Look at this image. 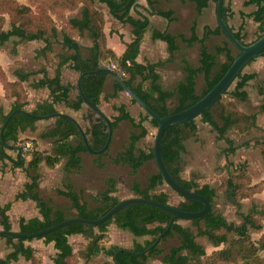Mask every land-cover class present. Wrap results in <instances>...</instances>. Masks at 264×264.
<instances>
[{
    "label": "trees",
    "instance_id": "trees-1",
    "mask_svg": "<svg viewBox=\"0 0 264 264\" xmlns=\"http://www.w3.org/2000/svg\"><path fill=\"white\" fill-rule=\"evenodd\" d=\"M100 1L107 5L109 13L117 21L128 23L132 28L133 39L127 44L121 55H116L110 49L102 48L104 15L95 7L94 0H27V3L19 0L0 1V15L7 13L11 20L10 27L5 29L3 28L4 18L2 15L0 16V45L11 37L19 38L21 41L43 40L45 46L38 50V54L43 56L47 63H52L56 67L55 77L45 76L33 84L34 87L47 86L51 91L52 100L37 104L30 111L31 113L41 116L53 114L57 112L54 106L56 102H64L74 110L82 108L85 103L79 92L75 99H71L70 92L73 85L63 84L60 79L61 67L70 63V66L79 73L96 70L100 67L113 69L158 115L166 116L189 107L205 95L220 80L239 53V50L224 35L219 25L215 29L207 27L202 37L197 35L195 25L192 26L189 37L174 35L167 30L155 31L153 37L166 41L171 53L178 49V38L186 42L188 46H192L195 42L200 45L198 66L193 65L186 57H183L182 63L185 74L183 80L172 90L164 89L160 83V74L156 65L142 64L137 60L144 33L150 23L148 14L152 12L143 13L141 10H137L139 17L135 18L130 15V10L133 7H138L136 0ZM153 1L149 0V4H153ZM194 1L197 11H200L208 5L210 0ZM213 1L217 2V0ZM81 3L84 6L82 17L66 20V12L79 7ZM245 3L257 6V9L249 16L259 23L258 33L249 42L245 41L241 31H234V33L243 43L249 44L264 34V0H246ZM157 13L168 19L174 18L172 10H159ZM230 13L231 4L229 1H224L222 14L226 22ZM58 20H64L66 27L72 31L81 32L83 29L90 31L95 39V45L90 49L87 57H82L79 44L71 33L62 29V42L67 48L74 50V53L60 55L59 62L53 59L52 45L59 36ZM213 34H223L225 40L211 49L207 41ZM262 54H264V50ZM112 63L115 64V67L111 66ZM243 70L224 94L198 117L202 122L212 126L219 139L225 140L227 147L224 151L226 153H235L240 147L253 146L259 148L264 156V136L250 138L236 144L235 139L230 135L231 131L248 135L256 122L254 114L243 112L238 109L235 103L236 99L244 100L247 97L244 87L256 75L245 73ZM43 71L45 68L38 72ZM32 74L33 72L21 71L17 73L18 80L10 81L7 79L5 71L0 67V83L3 84L6 96L15 98L12 110L2 117V125L14 110H25L27 100L23 82ZM201 74L203 75L204 86L198 91L197 80ZM108 78L111 77L107 73L100 72L88 75L83 79L82 86L86 97L98 107ZM233 84L234 86L231 88ZM119 91L124 90L113 79V92L106 94L104 98L108 101L116 97ZM131 100L136 103L133 98ZM216 105L219 109H215ZM114 110L118 114L109 117L113 127V135L122 121L129 122L131 128L127 142L112 156V160L114 163L128 165L132 173L135 174L145 162L155 161L153 144L139 148L138 143L150 133V126L146 122L149 121L152 126L157 128V121L146 112L139 120H136L127 110L125 104L114 105ZM262 111H264V104ZM196 119L197 117L171 125L165 130L162 140V154L173 177L182 186L205 196L211 204V209L206 214L191 219L197 228V233L195 234L190 227L179 223V218L174 219L167 229L172 216L169 212L150 205H132L120 209L108 220L97 226L80 223L68 224L39 237L47 243L53 242L57 249L53 258L54 264H79L75 255L76 252L69 240V237L75 234H81L87 240L85 257L90 258L99 254L104 249L103 241L108 239V227L112 223L120 229L130 231L135 236H151L152 238L147 239L144 243H135L133 248L127 250H120L116 246L107 250L104 249L106 254L113 257V262H106L105 264H149L151 259L159 255H162V261L165 264H203L206 261H214L216 258L235 263L241 262V264H262L263 258L258 254V251L264 249V235L259 244L255 245L250 238V229L260 230L262 228L259 217L264 216V204L260 207L254 205L248 213H240L243 220L240 224H235L217 210L216 200L222 190H229L230 195L238 202L236 209L239 211L243 199L250 198L255 193L264 190V180L253 182L246 165H241L233 174L222 176L218 185L200 175H186V140L197 134L198 123ZM36 120L37 118L27 116L22 112L14 114L4 128V141L0 135V146L10 140L18 141L19 132L33 128ZM54 120V123L42 131L39 136L42 139L53 140L55 146L53 152L43 154L34 148L29 154L30 160L27 167L30 181L25 185L23 191L18 193L17 198L35 200L40 216L30 219L21 218L19 222V231L21 232L42 230L70 217L99 218L120 200L114 194L116 192V180L114 178L108 180L107 188L92 195L94 202L92 207L75 190L71 182L67 183L65 190L59 191L60 194L69 198L71 204L68 208L55 207L50 199L42 197L39 190V175L35 173L40 163L44 162L47 166L54 167L63 158H66L67 170L80 169L82 161L80 153L88 151L74 121L65 116H55ZM86 120L88 125L84 131L91 147L94 149L102 148L108 135L105 120L90 107L87 109ZM73 137L78 139L76 144L72 142ZM110 146L111 143L105 152L96 154V162L99 166L104 165L102 158L108 155ZM24 161L25 159H23ZM164 184L166 182L157 168L156 172L148 176L145 186L135 181L131 190L135 195L169 203L188 211H198L203 207L201 202L185 198L170 188L181 197L177 204L172 203L170 193L160 189ZM9 207L10 204H0V223L5 230L12 228L7 214ZM68 211H72L73 215L69 216ZM175 234L180 239L179 245L172 246L167 251L159 247V241L156 242V240L160 235H162L161 240H166ZM198 236H206L214 247L218 248L221 245L224 247L218 248L213 255H209L205 247L197 241ZM6 238L10 243L14 241V238ZM17 240L18 242L13 245V249L5 257H0V264L16 261L20 256L25 257L26 260H31L33 263L36 262L35 249L24 244L25 238Z\"/></svg>",
    "mask_w": 264,
    "mask_h": 264
},
{
    "label": "crops",
    "instance_id": "crops-1",
    "mask_svg": "<svg viewBox=\"0 0 264 264\" xmlns=\"http://www.w3.org/2000/svg\"><path fill=\"white\" fill-rule=\"evenodd\" d=\"M225 1H229L231 4V13L227 18V23L231 29L234 31H241L244 38L249 39L250 41L253 40L258 33L259 23L254 21L253 17L249 16V14L254 12L257 9V6L255 4H246V0ZM94 4L95 7L102 11L104 15V39L101 41L102 48L110 49L116 55H121L126 49L127 44L133 39V33L130 24L117 21L109 13L107 5L100 0H94ZM136 4L139 8L133 7L130 10V15L133 17H139L137 10H141L143 13L152 12L151 14H148L150 23L144 33V38L140 46V52L138 54L137 60L142 64L156 65L157 71L160 74V83L162 87L164 89L172 90L184 78L185 74L182 63L183 57H186L193 65L198 66L200 45L199 43L195 42L192 46H188L186 42L178 38V49L171 53L167 42L162 39L154 38L153 33L155 31L167 30L174 35H184L189 37L191 35V28L193 25H195L197 35L202 37L207 27L215 29L218 26V21L216 18V2L210 0L208 5L203 7L200 11H197L194 0H154L153 4L151 5L149 4V0H136ZM83 7L84 6L81 3L79 7L67 11L66 20L70 18H81ZM159 10H172L174 12V18L168 19L158 14L157 12ZM57 24L59 28V36L52 45L53 59L56 62H59L60 55H69L74 53V50L67 48L63 44L62 29H65L71 33L72 37L79 44L80 54L82 57H87L89 55L90 49L95 45V39L91 35L90 31L88 29H83L81 32L72 31L69 27H66L64 20H58ZM224 40L225 36L223 34H213L208 39L207 43L209 47L213 49L216 44H221ZM44 46L45 42L43 40L21 41L16 37H11L9 40L0 45V48L2 47V51L4 53L3 55H0V62L5 61V68L10 81L18 80V72H33V74L23 82L27 100L25 110L29 112L37 104L52 100L51 91L47 86H33L34 82L42 79L45 76L49 78L56 76V67L52 63L48 64L44 57L38 54V50ZM44 68L45 71L38 72L40 69ZM243 72L254 73L256 75L250 79L244 87L247 97L244 100L236 99L235 103L238 109L247 114H254L256 116L255 125L252 127L251 132L246 135L247 139L263 137L264 111H262V105L264 104V54L256 57L252 62L247 64ZM79 75L80 73L74 70L70 66V63L64 64L60 69V79L62 83L73 85V89L70 92L71 99H75L77 96L78 89L76 84ZM112 92L113 79L108 78L105 84L104 93L101 96L99 108L108 117H113L118 114V112L114 110V105L125 104L127 110L135 117L136 120H139L143 113L132 103L131 97L126 98V95L128 94L125 91H119L116 97L107 101L104 98L105 95ZM14 102L15 98L7 97L3 85L0 84V135L1 129L4 126V124L2 125V117L7 115L12 110ZM136 104L139 105L138 103ZM54 106L57 112H63L73 117L82 126L83 130L88 125V121L86 120L88 106L86 104H84L80 110H74L64 102H56ZM54 117L55 116L37 118L33 128H27L25 131L19 132L18 141L10 140L4 142V144L0 146V204H10L7 214L12 225L11 230L19 231V222L21 218L30 219L40 216L39 208L35 200L30 198H17L18 193L23 191L25 185L30 181L27 167L28 161L30 160V155L28 154V151L24 150L23 142L19 141L22 138L29 137L35 140L36 144H38V146L35 148L40 150L43 154L52 153L55 147L53 140L42 139L39 136L42 131L54 123ZM202 123L206 125L208 130L212 131V135L206 137L205 134H202L199 131L200 126L198 125V131L194 136V140H196V142H200V144L197 146L196 150H194V147H192L190 140H186L187 154L185 157L187 159V165L185 171L189 176L200 175L205 179L213 181L215 185H218L222 176L233 174L241 165H247L246 169L249 171L253 182L264 180V156L259 148L253 146L248 148L240 147L235 151V153L228 154L224 151L227 147L225 140L218 138L217 132L213 130L211 125L206 122ZM130 128L129 122L122 121L119 124V127L116 129L111 143H113L117 134H120L119 137H121V131H123L122 134L126 143L130 133ZM119 130L120 132H117ZM230 135L232 138H235L234 135H236V132L231 131ZM147 139L148 136L144 139H141L138 143V147L144 148L149 145ZM72 142L73 144H76L78 139L73 137ZM203 143L205 144L204 147L200 146L203 145ZM236 144L238 143L236 142ZM123 145L117 149L116 152L119 151ZM20 149L22 152L21 154ZM80 156L82 160L80 169L67 170L66 158H63L54 167L47 166L44 162L40 163L35 173L39 175V190L42 197H44L42 191L45 187V176L47 177L52 175V173L58 172L62 169L69 176L66 185L68 182H71L76 191H80L82 188L75 186L70 178L83 176L86 184L89 185L88 190L92 189L94 180L102 179L105 184H107L108 180L112 179L109 176H106V174L103 172L104 165L99 166L96 162V154L86 151L81 152ZM23 159H25L24 162ZM87 162L88 165L91 162H95V167L88 166ZM149 162L150 161L145 162L135 174L132 173V170L129 167L130 176L133 178L131 189L135 181L139 182L137 176L140 170L149 164ZM65 189H58V193L60 190ZM263 193L264 190L255 193L251 199L260 198L264 196ZM224 194L225 196L226 194H230L229 190H225ZM220 197L221 193L218 195V199ZM90 198H92V195ZM0 229H3L1 223ZM119 231L121 233L122 231L129 233L133 239V245H126L123 242L117 241L115 238H113V234L110 233L109 241L103 244L104 249L107 250L114 246L119 247L120 249H130L133 248L135 243H144L147 239H149L148 236H135L128 230L120 229ZM32 239L42 238H26L28 242L24 243L26 246H31L37 250L38 254L36 255V258L38 255H40L42 264H54L53 258L57 253V249L54 247L53 242L47 243L44 241V239L41 240L42 242H31L30 240ZM17 242L18 240L15 238L12 243L9 241L7 244H4L5 242H0V257H5L13 249V245ZM179 244L180 239L177 234H175L173 237L167 238L166 240L159 241V247L165 249V251H167L172 246ZM45 245L48 247V250L52 248L53 252L49 251L46 253ZM7 248H10L11 250H8ZM104 249L100 251L99 254L87 258L84 255L86 251V248H84L81 252L82 257H78L79 264H105L106 262H113V257L106 254ZM51 253H53L52 257H50ZM159 257L161 258L158 259ZM160 260H162V255H159L156 257V259H154V261L158 262L159 264H165ZM27 261H29L28 264L33 263L31 260ZM13 262L15 261H11L8 264H13Z\"/></svg>",
    "mask_w": 264,
    "mask_h": 264
},
{
    "label": "water",
    "instance_id": "water-1",
    "mask_svg": "<svg viewBox=\"0 0 264 264\" xmlns=\"http://www.w3.org/2000/svg\"><path fill=\"white\" fill-rule=\"evenodd\" d=\"M224 1L225 0H217L216 2V18L218 21V25L221 27L224 35L239 50V53L235 56L231 65L226 70L224 75L220 78V80L205 95H203L198 101H196L194 104L190 105L189 107L179 112H175V113H172L166 116H160L142 98H140L134 92V90L129 85H127L113 69L109 67H100L92 71H81L78 77V80H77L76 87L84 103L88 107L93 109L98 116L103 118L107 124L108 135H107L106 142L102 148L100 149L92 148L82 126L73 117L63 112H55L53 114L41 116V115L33 114L27 110H23V111L14 110L7 117L3 128L1 129V137L4 140V136H3L4 128L7 125L8 121L11 119V117L17 112H22L25 115L34 117V118L65 116V117H69L72 121L75 122V124L77 125L81 133V136L86 145V148L89 152L93 154H100V153L105 152L109 148V145L113 137L112 123H111L110 118L98 106L94 105L86 97L84 90H83L82 82H83V79L88 75H92V74H96L100 72L107 73L111 78H113L115 81H117L122 86L123 90L131 98H133L136 101V103H138L147 114H149L152 118H154L157 121V130H156V134H155L154 141H153V152H154V158H155V163L157 165V168L161 172L166 184L172 190H174L181 196L191 199V200L201 202L203 204V207L198 211H188V210L181 209L169 203H163V202H159L154 199H151V198H146V197L135 195V196L120 199L112 208H110L105 214H103L99 218L89 219L85 217H70L54 225H51L48 228L38 230L35 232H21V231L0 229V237L4 236V237L15 238V239L36 238V237H41L51 231L59 229L68 224H74V223L97 226L105 222L106 220H108L120 209H123L128 206H132V205H150V206L162 209L166 212H169L172 216L170 218L167 229L170 227V225L173 223L174 219L176 218L191 220L193 218L203 216L211 209V204L205 196L197 193L195 190H191V189H188L182 186L173 177V175L171 174V172L169 171L165 163V160L162 154V140H163L164 132L169 126L182 123V122H185L187 120H190V119H193V118H196L202 115L207 108H209L221 95L224 94V92L234 82L237 75L245 68V66L250 62V60L262 55V52L264 50V34L249 44H245L241 40H239L236 37L234 30L231 29V27L229 26V24L226 22V20L223 17L222 8H223ZM21 153L22 152L20 149V154ZM232 200H233V203H235L233 198ZM161 237L162 235H160L157 238L156 242L160 241ZM120 250H124V249L121 248Z\"/></svg>",
    "mask_w": 264,
    "mask_h": 264
},
{
    "label": "rangeland",
    "instance_id": "rangeland-1",
    "mask_svg": "<svg viewBox=\"0 0 264 264\" xmlns=\"http://www.w3.org/2000/svg\"><path fill=\"white\" fill-rule=\"evenodd\" d=\"M19 1L23 2V3H27V0H19ZM1 15L4 18L3 28L8 29L10 27V21H11L10 17L8 16L7 13H2ZM245 41L249 42L250 40L245 38ZM3 54L4 53H3L2 47H1L0 48V55H3ZM48 64H50V63H48ZM0 67L5 71L6 77L9 80L8 73H7V70L5 68V61L0 62ZM0 84H2V83H0ZM203 86H204V80L202 78V75H200L198 78V81H197V90L200 91L203 88ZM233 86H234V84L231 86V88H233ZM129 97H130L129 95H126V98H129ZM132 103L135 106H137L136 108L138 110H140L143 114L145 113V111L141 108L140 105H137L134 102H132ZM215 109H219L218 105L215 106ZM196 120H197L198 125L200 126L199 131L202 134H205L206 137L211 136L212 131L207 129L206 125H204L201 122L200 118L197 117ZM146 123H147V125L150 126V133L148 134L147 142L149 145H152L157 128L152 126L149 123V121H147ZM117 132H120V130ZM122 133H123V131H121V137H119L120 134L116 135L115 140L113 141V143H111L110 149L108 151V155H106L102 158L103 164H104L103 172L106 174V176H109L110 178H114L116 180L117 190H116V192H114V194L119 199L135 196V193L131 190V183H132L133 178H132V176H130L129 166L125 165V164L122 165L121 163H114L112 160V156L115 155L116 150L119 149L125 143V140L123 138ZM234 136H235V138H234L235 142H237L238 144L247 140L246 135H241L239 133H236V135H234ZM188 140H190L192 147H194V150H196V148L200 144V142H196V140H194V136H191L190 138H188ZM26 141L33 142L32 149L28 151V154H30V152L36 146H38V144H36L34 139H31L29 137L22 138V139H20L19 142L24 143ZM204 145L205 144L203 143V145H200V146L204 147ZM88 162H87V165H88ZM88 166L95 167V162L94 163L91 162ZM156 171H157V165H156L155 161H150L149 164H147L145 167H143L140 170V172L137 176V179L143 186H145L147 184L148 176L151 173L156 172ZM186 175H188L187 172H186ZM68 177L69 176L67 175V173H65L63 171V169L59 170L58 172L52 173V175H49L47 177L45 176V179H44V183H45L44 186L45 187L42 191V194L44 197L50 199L55 207L68 208L71 204L69 198H67L61 194L59 195V193H58V189H65L66 182L68 181ZM70 179L74 183L75 186H77L78 188L79 187L82 188V190H80V191L77 190V191L80 192V194L83 196L84 200L88 201V205L91 207L94 206V202H93L92 198H90V196L95 194L96 192H98L100 190H104L105 188H107V184H105V182L102 179L100 180L99 178H98L99 180L93 181V186H92L91 190H88L89 185L86 184L83 176H80V177L78 176L77 178L73 177ZM160 189H163V190L167 191L168 193H170V200L172 203L177 204L181 200V197L178 194L174 193L167 184L162 185V187ZM224 191L225 190H222L220 192L221 197L219 199L217 197L216 208L218 211L222 212L230 222H234L235 224H240L242 222V216L240 215V213H248L253 205H257L260 207L262 204H264V196H262L260 198L251 199L253 197L252 196L250 198L243 199L241 201V207H240L239 211H237L236 208H237L238 202L235 200L234 197H231L230 194H226V196H225ZM232 198L234 199L235 203H233ZM67 214L69 216H71V215H73V212L68 211ZM259 218H260L259 219L260 222L262 223V228L260 230L250 229V238H251V241L255 245L259 244L260 239L264 235V216H261ZM178 222L184 226L190 227L191 230L195 234L197 233V228L192 223L191 220L180 219V220H178ZM119 230H120V228H118L115 224H113V223L110 224L108 227V236L109 237H108V239L103 241V244L106 243L107 241H109L110 233H112L113 238H115L117 241L123 242L126 245H133V239L131 238V235L129 233H126V231H124V232L122 231V233H121ZM128 237H130V238H128ZM148 238L151 239L152 237L148 236ZM42 239H32L30 241L31 242H42L41 241ZM69 240L73 245L74 251L76 252L75 253L76 258L78 259V257H80V256L82 257L81 252L85 248V246L87 244V240L81 234L71 235L69 237ZM197 241L200 242L205 247V249L209 255H213L218 248L224 247V245H221L218 248L214 247L206 236H198ZM0 242H5L4 244L8 243L7 238H5V237H2L0 239ZM26 242H28V240L24 241V243H26ZM174 243H175V241H174ZM37 244H40V243H37ZM169 244H171V243H169ZM45 247H46V251H45L46 253H48L49 251L53 252L52 248H50L48 250V247L46 245H45ZM7 249L9 250L10 248H7ZM33 249H35V248H33ZM35 251H36V255H37L38 254L37 250L35 249ZM52 254L53 253H51L50 257H52ZM258 254L263 258L262 264H264V249H260V251H258ZM37 258L38 259L36 260V262L30 263V264H42V260H41L40 255H38ZM160 258L161 257H159L158 259H160ZM154 259H156V258H154ZM154 259H151L149 261V264H159L158 262L154 261ZM216 259L214 261H211V262L206 261L203 264H241V262L235 263V262H230L228 260H224L221 258H216ZM160 261H162V260H160ZM78 262H79V259H78ZM28 263H29V261H27L25 259V257H23V256H20L18 261L13 262V264H28Z\"/></svg>",
    "mask_w": 264,
    "mask_h": 264
},
{
    "label": "built area",
    "instance_id": "built-area-1",
    "mask_svg": "<svg viewBox=\"0 0 264 264\" xmlns=\"http://www.w3.org/2000/svg\"><path fill=\"white\" fill-rule=\"evenodd\" d=\"M111 66L115 67V64L112 63ZM32 146H33V142H31V141H26V142L23 143V148H24L25 151L31 150Z\"/></svg>",
    "mask_w": 264,
    "mask_h": 264
}]
</instances>
